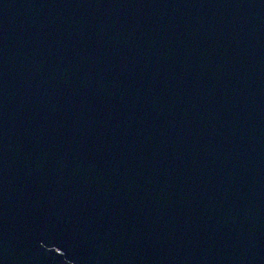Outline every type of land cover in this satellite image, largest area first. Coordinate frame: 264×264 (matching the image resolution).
Segmentation results:
<instances>
[{"label": "water", "instance_id": "water-1", "mask_svg": "<svg viewBox=\"0 0 264 264\" xmlns=\"http://www.w3.org/2000/svg\"><path fill=\"white\" fill-rule=\"evenodd\" d=\"M0 264H264V0H0Z\"/></svg>", "mask_w": 264, "mask_h": 264}]
</instances>
